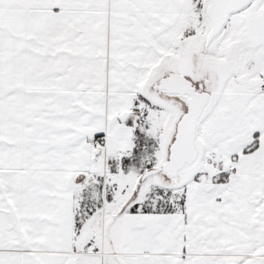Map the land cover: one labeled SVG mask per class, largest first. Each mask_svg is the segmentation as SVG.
<instances>
[{
    "label": "snow or ice",
    "instance_id": "snow-or-ice-1",
    "mask_svg": "<svg viewBox=\"0 0 264 264\" xmlns=\"http://www.w3.org/2000/svg\"><path fill=\"white\" fill-rule=\"evenodd\" d=\"M0 264H264V0H0Z\"/></svg>",
    "mask_w": 264,
    "mask_h": 264
}]
</instances>
